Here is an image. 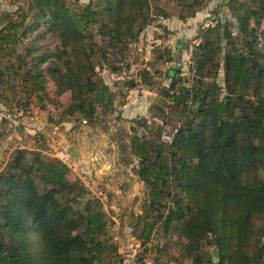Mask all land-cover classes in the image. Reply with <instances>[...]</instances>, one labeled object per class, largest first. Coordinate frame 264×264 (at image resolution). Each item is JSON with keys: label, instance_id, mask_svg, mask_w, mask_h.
Masks as SVG:
<instances>
[{"label": "trees", "instance_id": "obj_1", "mask_svg": "<svg viewBox=\"0 0 264 264\" xmlns=\"http://www.w3.org/2000/svg\"><path fill=\"white\" fill-rule=\"evenodd\" d=\"M234 2L238 32L228 25L204 30L218 29V37L206 36L195 46L192 84L181 76V67L167 70L172 79L167 95L186 111L175 134L178 152L172 164L139 137L134 139V152L148 188L147 204L166 228L179 221L182 234L192 241H201L206 230L220 236V264H264V245L254 257L247 250L256 221L264 219V98L249 104L245 99L247 91L264 83V50L257 44L264 42V0ZM150 7V0H97L72 10L66 0H31L20 21L9 19L0 29V80L6 73L18 77L31 95L43 100L39 94H47L48 74L58 88L81 96L78 112L91 120L100 106L113 103V93L94 76L95 55L86 28L97 24L104 38L126 47L127 40L139 37L136 23ZM29 13L35 18L32 22ZM54 29L60 38L55 52L34 54L32 40L17 52L28 32L41 35ZM222 38L228 49L221 57ZM222 63L224 97L216 81ZM69 175L70 167L59 158L17 151L0 174V264H121L112 256L118 246L109 235L101 202L83 200L84 185L72 182ZM174 182L182 193L177 202L182 213L177 217L172 207L166 215L159 209L171 193L167 186ZM155 223H149L147 237ZM192 258L193 264H204L203 257Z\"/></svg>", "mask_w": 264, "mask_h": 264}, {"label": "rangeland", "instance_id": "obj_2", "mask_svg": "<svg viewBox=\"0 0 264 264\" xmlns=\"http://www.w3.org/2000/svg\"><path fill=\"white\" fill-rule=\"evenodd\" d=\"M30 1L0 0V29L9 19L20 21ZM96 1L66 0V3L77 10ZM232 1L212 6L211 17L194 27L192 23L183 25L175 19L168 20L167 24L162 17L180 15L184 19L195 14L200 5H168L167 11L150 0L151 7L140 14L135 26L139 37L135 41L127 40L126 47L114 45L109 37L104 38L97 24L89 25L86 39L93 47L90 52L95 55L94 76L109 84L113 93V103L100 106L91 120L83 119L78 112L81 96L65 87L58 88L48 74L47 94H39L43 98L40 100L38 95L29 93V86L20 84L18 77L13 79L6 73L0 80V104L5 110L2 113H6V117L9 114L8 118L3 115L2 118L6 119L12 142L0 155V174L18 150L63 160L70 167V180L84 185L83 200L91 198L101 202L109 220V235L118 246V252L112 256H117L114 259L121 264H193V255L203 257L204 264H220V236L206 230L201 241H192L182 234L179 221H172L166 228L164 219L157 220L158 212L152 211L147 204L148 188L140 178V159L134 152V139L139 137L146 141L152 151L161 150L169 165L172 164L174 152H178L173 146L175 134L185 122L186 111L184 107H177L167 95L172 80L167 70L181 67V76L187 84H192L197 67L192 55L195 46L206 36L215 40L218 37V29L207 33L204 30L217 25H228L235 34L239 30L238 4ZM34 19L29 13V22ZM26 37L17 52H22L31 40L36 46L34 54L55 52L60 43L58 29L46 30L41 35L36 31L28 32ZM242 40L245 42L244 38ZM225 43L222 38L221 57L228 49ZM258 43V48L264 50V42ZM6 64L4 61L2 65ZM212 64L216 67L217 62ZM49 66V63L43 65L46 69ZM218 72L219 94L224 97V63ZM261 98H264V83L256 91H247L245 99L249 104ZM166 132L172 134V141L164 139ZM21 143L25 147L19 148ZM14 146L17 148L13 149ZM167 190L171 193L159 209L166 215L172 207L177 210L174 213L177 217L182 213L177 203L182 195L180 186L174 182ZM39 191L43 192L41 183ZM154 222L147 237L149 223ZM256 223V234L247 249L250 257L260 252L264 245V219ZM243 263L240 260L237 264ZM248 264L257 263L250 261Z\"/></svg>", "mask_w": 264, "mask_h": 264}, {"label": "crops", "instance_id": "obj_3", "mask_svg": "<svg viewBox=\"0 0 264 264\" xmlns=\"http://www.w3.org/2000/svg\"><path fill=\"white\" fill-rule=\"evenodd\" d=\"M232 0H151V2H155L156 4L163 6L164 8L167 9L168 5H188L191 3L195 4V5H200V7L197 9L195 14H191L186 18H182L180 15H171V16H164L162 17L164 20V23L168 24V20H178L182 23H184L183 25H185V23H192V26L196 27L198 24L201 25L203 22H206V20L209 19V17H211L212 14V6H222L225 5L227 3H230ZM154 4V3H153ZM208 23H205V25ZM182 25V24H181ZM180 27V25H179ZM203 27V26H202ZM183 28H186V26H184ZM181 28L179 31H183L184 29ZM3 106L0 104V138H1V145H0V155L2 154L3 151H5L8 147L9 144L11 145L12 140H10V136L8 134V128H7V124L5 123L2 117V111L3 110ZM39 111H37L38 113ZM6 114V113H5ZM8 114V113H7ZM39 114V113H38ZM40 114H43L42 111H40ZM9 117V114H8ZM5 117V118H8ZM11 124V123H10ZM33 125V123H30ZM13 137V136H12ZM22 137L19 136V139H21ZM30 146V145H29ZM21 147H25L23 145V143H21ZM17 148V146H14L13 149ZM13 149H11L13 151Z\"/></svg>", "mask_w": 264, "mask_h": 264}, {"label": "built area", "instance_id": "obj_4", "mask_svg": "<svg viewBox=\"0 0 264 264\" xmlns=\"http://www.w3.org/2000/svg\"><path fill=\"white\" fill-rule=\"evenodd\" d=\"M2 115L6 117V114H5V113H3ZM163 137H164V139H165L166 141H172V134L169 133V132H166V133L163 135Z\"/></svg>", "mask_w": 264, "mask_h": 264}, {"label": "water", "instance_id": "obj_5", "mask_svg": "<svg viewBox=\"0 0 264 264\" xmlns=\"http://www.w3.org/2000/svg\"><path fill=\"white\" fill-rule=\"evenodd\" d=\"M73 153H75V151L73 150Z\"/></svg>", "mask_w": 264, "mask_h": 264}]
</instances>
